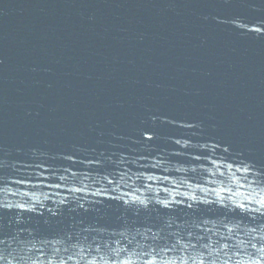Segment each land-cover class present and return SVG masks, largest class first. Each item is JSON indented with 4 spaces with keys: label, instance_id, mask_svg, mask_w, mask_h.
Returning <instances> with one entry per match:
<instances>
[{
    "label": "water",
    "instance_id": "1",
    "mask_svg": "<svg viewBox=\"0 0 264 264\" xmlns=\"http://www.w3.org/2000/svg\"><path fill=\"white\" fill-rule=\"evenodd\" d=\"M0 264H264V0H0Z\"/></svg>",
    "mask_w": 264,
    "mask_h": 264
}]
</instances>
